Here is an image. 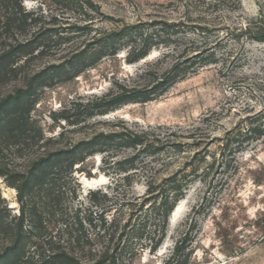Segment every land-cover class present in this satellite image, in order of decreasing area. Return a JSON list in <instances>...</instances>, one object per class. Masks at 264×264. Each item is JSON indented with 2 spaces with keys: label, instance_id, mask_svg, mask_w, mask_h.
<instances>
[{
  "label": "rangeland",
  "instance_id": "374dc122",
  "mask_svg": "<svg viewBox=\"0 0 264 264\" xmlns=\"http://www.w3.org/2000/svg\"><path fill=\"white\" fill-rule=\"evenodd\" d=\"M67 1L22 0L24 12L38 21H28L25 30L14 26L10 32L4 24L12 8L0 6V55L46 33L50 38L48 47L7 60L6 75L0 77V103L32 85L30 116L45 137L58 138L63 128L70 130L61 144L48 143V149L112 132L145 133L148 145L121 147L118 139L105 153L77 164V195H62V205L44 214L48 235L64 244V221L74 222L82 203L89 206L90 191H100L102 197L96 210L120 213L124 203H143L149 187L162 195L167 179L187 176L191 182L177 204L174 223V211L170 216L160 247L142 250L134 241L138 252L127 260L264 264V135L247 134L264 130V42L255 39L264 32V0H90L94 9L83 2L68 6ZM129 26L130 36L119 43L115 55L77 76H54L34 84L36 76L68 62L77 52L87 50L90 57L97 47L92 44L95 36ZM77 27L87 29L81 32ZM145 40L153 45L148 55L131 63ZM192 61L196 66L182 72V78L153 101L127 104L79 125L57 118L79 103L119 90V85L154 94L176 66L182 70ZM7 136H0V165L6 173L0 174V207L13 217L23 204L10 176L29 169L42 148ZM41 197L27 199L41 208ZM122 213L125 223L129 211L124 208ZM9 243L0 238V252Z\"/></svg>",
  "mask_w": 264,
  "mask_h": 264
},
{
  "label": "trees",
  "instance_id": "16d2710c",
  "mask_svg": "<svg viewBox=\"0 0 264 264\" xmlns=\"http://www.w3.org/2000/svg\"><path fill=\"white\" fill-rule=\"evenodd\" d=\"M79 2H83L82 6L95 8L90 0H68L67 5H77ZM0 6L12 8L11 17L7 24H4L8 32L14 26L18 30H25L28 21H38L33 14L24 12L22 0H0ZM77 29L83 32L87 27H77ZM130 29H132L130 26L123 27L121 30L105 31L95 36L92 44L97 47L90 57L87 50L77 52L68 62L53 66L51 71L36 76L34 84L46 83L47 79L51 80L54 76L65 74L77 76L107 55H115L119 43L130 36ZM245 32H250L247 27ZM48 35L46 33L39 39L35 37L27 42L18 43L9 51L2 53L0 77L6 75L5 68L9 64L7 62L9 58L20 54H34L40 47H48L47 42L50 40ZM255 39L264 42V32L259 31ZM145 42L139 54L131 59V63L148 55L153 45L148 40ZM196 64L192 61L189 67L182 70L176 66L173 73L156 86L154 94L119 85V90H113L87 104L79 103L75 109L64 110L57 118L65 120L69 125H79L88 118L106 115L127 104L153 101L157 93L167 91L182 78L180 77L182 72L186 73ZM32 92L31 85L26 91L9 95L0 103V136L9 135L8 138L22 142L29 140L31 146L42 148L34 156L29 169L10 176L11 185L17 189L23 206L20 214L13 217L7 214V209L0 207V238L10 242L0 252V264H132L131 260H127V256L132 259L133 255L137 254L138 247L142 250L150 248L151 251H157L167 235L170 216L191 182L187 176L181 180H177L176 177L167 179L165 185L167 187L162 195L155 194L153 187H149L143 203L137 201L124 203L121 211L124 212V208L129 211L125 223H123L125 215L121 211L119 213L116 210L112 214L111 210H96L102 197L100 191H90L89 206L84 208L82 203L74 217V222L64 221L66 226L63 234L64 244H61V239L48 235L44 214H50L54 207L62 205V195H77L74 186L75 183L78 184L74 175L77 164L84 163L89 156L96 153H105L106 146L118 139L121 147L145 146L148 145V141L145 133L112 132L78 141L74 145H58L48 149V143L61 144L60 139L62 140L70 130L63 128L58 138L47 139L41 127L37 126L30 116L35 94ZM248 133L262 136L264 130L251 129ZM0 174H6L2 165H0ZM28 195H42L44 206L40 208L39 203L34 204L33 201L28 200ZM103 197L107 195L104 194ZM144 238L148 240L146 244L143 242ZM134 241L139 242L136 249H133Z\"/></svg>",
  "mask_w": 264,
  "mask_h": 264
},
{
  "label": "bare ground",
  "instance_id": "6f19581e",
  "mask_svg": "<svg viewBox=\"0 0 264 264\" xmlns=\"http://www.w3.org/2000/svg\"><path fill=\"white\" fill-rule=\"evenodd\" d=\"M92 185H93L92 187H93L94 189L98 187V186L94 185V183H93ZM178 212H179V206H177V208L175 209V211H174V213H173V215H172V219H171V222H172V223H174V221H175V219H176V217H177Z\"/></svg>",
  "mask_w": 264,
  "mask_h": 264
},
{
  "label": "water",
  "instance_id": "95a60500",
  "mask_svg": "<svg viewBox=\"0 0 264 264\" xmlns=\"http://www.w3.org/2000/svg\"><path fill=\"white\" fill-rule=\"evenodd\" d=\"M90 189H91V187H90ZM175 211V210H174ZM174 213V212H173ZM173 215V214H172Z\"/></svg>",
  "mask_w": 264,
  "mask_h": 264
}]
</instances>
